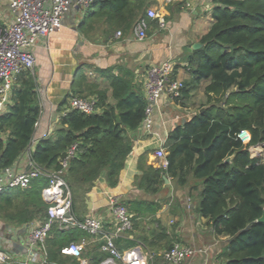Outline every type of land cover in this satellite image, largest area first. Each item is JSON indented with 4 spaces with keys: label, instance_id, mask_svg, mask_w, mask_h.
Masks as SVG:
<instances>
[{
    "label": "trees",
    "instance_id": "trees-1",
    "mask_svg": "<svg viewBox=\"0 0 264 264\" xmlns=\"http://www.w3.org/2000/svg\"><path fill=\"white\" fill-rule=\"evenodd\" d=\"M135 1L95 0L93 4L100 5L85 15L79 31L86 36L93 22L115 15L127 25L138 16L140 5H130ZM211 3L209 29L199 39L201 47L188 57L193 82L209 81L205 87L208 104L170 132L165 142L167 167L145 169L139 187L156 194L161 190L163 175L177 178L183 185L191 174L202 184L197 212L208 220L216 237L227 236L220 254L224 264H264V224L256 221L264 207V162L250 158L237 137L246 130L250 135L246 145L264 144V0ZM78 78L82 83L84 76ZM81 83H76L77 88ZM188 87L183 82L177 104H185L183 96ZM86 88L77 89L73 96L95 97L98 111L86 114L69 110L51 134L29 150L40 114L39 97L34 74L20 72L12 86L10 103L0 113V172L26 152L35 166L56 172L74 145V154L61 174L71 195L89 189L102 171L108 184L115 186L131 151L126 131L142 123L146 100L141 90L122 76L110 77L112 103L107 102L105 91L92 90L89 84ZM232 155L233 159L225 162ZM47 183L40 176L23 190L0 193V218L14 224L34 218L44 220L48 204L40 194ZM149 210L154 213L156 208ZM132 216L134 224L136 215ZM81 234L80 230L61 229L54 223L45 242L47 264H80L65 248ZM99 263L100 259L92 262Z\"/></svg>",
    "mask_w": 264,
    "mask_h": 264
},
{
    "label": "crops",
    "instance_id": "crops-1",
    "mask_svg": "<svg viewBox=\"0 0 264 264\" xmlns=\"http://www.w3.org/2000/svg\"><path fill=\"white\" fill-rule=\"evenodd\" d=\"M167 2H130L131 6L140 5L136 11L138 16L132 22L122 24L117 15L106 21L98 19L87 28L86 36L79 31L78 21L83 20L89 11L97 9L100 4L92 3L83 10L73 5L64 15L60 30L48 37L39 38L33 48L35 65L32 73L37 82L40 114L29 150H33L39 139L51 134L59 118L69 108V100L77 89L86 91V84H89L92 90L105 91L107 102L112 103L110 77L122 76L143 94L147 69L165 60H172L175 63V78L189 84V90L183 96L185 104L163 100L153 109L150 127H146L142 121L137 129H127L126 134L132 146L119 172L117 184L110 186L102 171L89 189L72 196V211L81 219L91 215L101 217L109 228L112 223L109 201L114 199L124 205L131 215H136L133 229L115 239L119 250L140 245L145 252L152 254L148 264H169L163 258V253L172 245L181 244L204 250L183 264H201L205 259H220L218 263L224 264L220 254L224 250L227 236L216 237L208 220L196 210L202 189L199 180L189 174L186 183L182 185L177 178L163 175V184L158 193L151 194L139 187L143 171L149 167H158L154 151L163 146L166 154L165 142L170 132L189 121L208 104L205 87L209 81L204 79L193 82L188 57L194 50L193 45L200 43L199 39L209 29L212 21L211 0ZM148 9L162 16L166 27L159 30L156 22L150 23L147 38L139 41L135 39L132 29L139 17L146 16ZM10 21L9 1L0 0V25ZM118 30H121V35L117 38L115 33ZM81 76H84L82 83L78 78ZM79 82L81 84L77 88L76 83ZM244 146L250 158L264 162V145L244 143ZM13 167L17 172H27L28 152L22 154ZM150 207L156 208L154 213L149 210ZM36 219L14 224L0 218V245L9 236L16 241L24 240L29 223ZM59 228L62 229L61 226ZM81 237L87 240L83 252L86 264H92L96 259H100L101 264L106 253L99 249V240L82 232L75 241ZM21 253L19 251L16 255Z\"/></svg>",
    "mask_w": 264,
    "mask_h": 264
},
{
    "label": "built area",
    "instance_id": "built-area-1",
    "mask_svg": "<svg viewBox=\"0 0 264 264\" xmlns=\"http://www.w3.org/2000/svg\"><path fill=\"white\" fill-rule=\"evenodd\" d=\"M11 21L0 25V113L10 103V93L16 76L25 70L33 72L35 56L33 48L40 37H48L62 28L64 15L71 6L75 5L79 10L88 8L95 0H8ZM169 1L172 0H167ZM189 6V4H187ZM156 20L159 30L166 27V22L153 9H148L146 16H141L133 26L132 32L136 40L147 38L150 22ZM121 31L115 33L119 37ZM175 63L168 59L159 64L150 66L146 71L143 82V94L146 100L145 116L143 122L146 127L152 124V112L155 106L163 100L175 101L180 97L183 81L175 78ZM91 114L98 111L95 97L72 96L69 100V108ZM237 137L248 143L250 135L248 131L241 130ZM264 145V144H262ZM75 151L73 145L66 157L61 160V168L56 172H46L35 166L29 160L27 172H17L13 166L0 172V193L13 188H27L30 183L42 176L48 183L41 190L44 201L48 204L46 218L36 219L29 223L28 233L23 240L26 253L16 255L12 252L8 241L1 244L4 251H0V262L20 264H47L45 242L49 236L51 226L57 223L62 229H77L86 235L98 239L99 249L106 253L101 264H148L152 254L145 252L140 245H134L125 250H119L115 239L119 235L132 230L133 219L129 210L116 200L109 201V210L112 223L108 228L101 217L94 215L78 218L72 211V195L64 179L62 171L67 166V160ZM165 149L160 146L154 151L157 166L167 167ZM86 237L68 244L65 252L76 258L80 264H86L83 252L86 247ZM204 250L191 246L174 244L163 253V258L169 264H183ZM10 253L11 255H9ZM18 254V253H17ZM201 264H220L216 261L205 259Z\"/></svg>",
    "mask_w": 264,
    "mask_h": 264
},
{
    "label": "water",
    "instance_id": "water-1",
    "mask_svg": "<svg viewBox=\"0 0 264 264\" xmlns=\"http://www.w3.org/2000/svg\"><path fill=\"white\" fill-rule=\"evenodd\" d=\"M76 9L79 10L78 7H76ZM199 47H201V44L200 43H195L193 45V49H197ZM204 109L205 108L200 109V112H202ZM233 157H234V155L227 157L225 159V162H227V163L230 162L233 159ZM256 221L258 223H263L264 224V207L262 209L261 216ZM0 236H1V233H0ZM6 240L10 243L11 249H12V252L13 253H16L17 254L19 251L22 252L21 254H25L26 253V248H25V246L23 244L24 243L23 240L22 241L21 240L20 241L19 240L18 241L13 240L12 236H9ZM0 251H4V249L1 248V246H0ZM8 254L11 255L10 253H8ZM0 264H20V263H7V262L1 263L0 262Z\"/></svg>",
    "mask_w": 264,
    "mask_h": 264
},
{
    "label": "rangeland",
    "instance_id": "rangeland-1",
    "mask_svg": "<svg viewBox=\"0 0 264 264\" xmlns=\"http://www.w3.org/2000/svg\"><path fill=\"white\" fill-rule=\"evenodd\" d=\"M210 13H211V10H210ZM205 21V20H204ZM204 21H202V22H204ZM208 21V20H207ZM82 22V19L81 20H79L78 21V25L80 24ZM205 23H206V21H205ZM207 24V23H206ZM36 79V78H35ZM198 106V105H197ZM196 109H198V107L196 108ZM69 255V254H68ZM214 261H216V262H219V261H221L220 259H215Z\"/></svg>",
    "mask_w": 264,
    "mask_h": 264
}]
</instances>
